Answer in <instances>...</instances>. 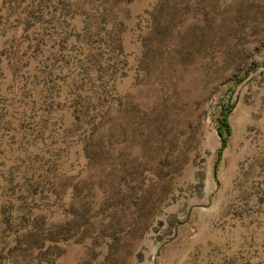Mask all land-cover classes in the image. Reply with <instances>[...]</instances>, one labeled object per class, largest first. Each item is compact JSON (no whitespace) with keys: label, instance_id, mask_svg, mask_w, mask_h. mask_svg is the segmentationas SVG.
<instances>
[{"label":"rangeland","instance_id":"obj_1","mask_svg":"<svg viewBox=\"0 0 264 264\" xmlns=\"http://www.w3.org/2000/svg\"><path fill=\"white\" fill-rule=\"evenodd\" d=\"M0 264H264V0H0Z\"/></svg>","mask_w":264,"mask_h":264},{"label":"trees","instance_id":"obj_2","mask_svg":"<svg viewBox=\"0 0 264 264\" xmlns=\"http://www.w3.org/2000/svg\"><path fill=\"white\" fill-rule=\"evenodd\" d=\"M229 111L228 110L224 115H221L220 119H219V134L222 138V147H225V143H226V138H224V136H227L229 134V126L227 123V117L229 115Z\"/></svg>","mask_w":264,"mask_h":264}]
</instances>
